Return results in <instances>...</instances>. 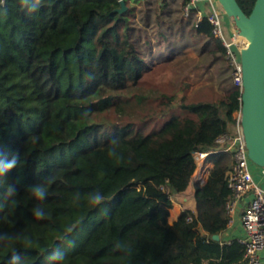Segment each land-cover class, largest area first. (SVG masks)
<instances>
[{"label": "trees", "instance_id": "1", "mask_svg": "<svg viewBox=\"0 0 264 264\" xmlns=\"http://www.w3.org/2000/svg\"><path fill=\"white\" fill-rule=\"evenodd\" d=\"M253 1L237 0L246 13ZM123 2L120 13L119 0H38L35 8V0H0V145L20 157L0 180V232L31 241L0 249V264L13 250L48 264L57 247L66 264H244L238 241L211 239L228 224L230 153L210 156L194 188L196 214L168 222L169 196L190 185L193 154L232 131L240 90L229 75L232 84L210 102L140 91L154 65L187 45L200 44L230 73L225 48L197 10L184 16L188 0ZM44 178L47 216L37 220L41 202L29 187ZM10 184L15 203L5 196ZM96 190L102 205L73 202V192ZM70 228L71 247L62 242Z\"/></svg>", "mask_w": 264, "mask_h": 264}, {"label": "built area", "instance_id": "2", "mask_svg": "<svg viewBox=\"0 0 264 264\" xmlns=\"http://www.w3.org/2000/svg\"><path fill=\"white\" fill-rule=\"evenodd\" d=\"M214 1L217 8L213 7L209 13L205 14L198 7L200 0H188L183 6V14L188 17L193 10H197V22L205 18L210 24L213 37L221 41L225 48V60L229 64L232 83L241 92L240 51L246 42L232 29L221 7L216 0ZM240 117L239 109L233 116L232 131L217 138L214 150L193 154L196 167L190 183L202 185L205 182L211 155L222 152L232 155V166L225 176L226 185L230 191V198L225 205L227 226L238 218L242 233L236 241L243 246L244 264H264V191L255 185L249 168L255 165L248 158ZM261 170L264 172V169ZM172 199L173 196H169V200ZM188 221L191 220L188 219Z\"/></svg>", "mask_w": 264, "mask_h": 264}, {"label": "water", "instance_id": "3", "mask_svg": "<svg viewBox=\"0 0 264 264\" xmlns=\"http://www.w3.org/2000/svg\"><path fill=\"white\" fill-rule=\"evenodd\" d=\"M232 29L245 39L240 51L242 85L240 124L250 162L264 169V0L246 13L237 0H216ZM121 8L126 10L123 0ZM219 242V235L211 237Z\"/></svg>", "mask_w": 264, "mask_h": 264}, {"label": "rangeland", "instance_id": "4", "mask_svg": "<svg viewBox=\"0 0 264 264\" xmlns=\"http://www.w3.org/2000/svg\"><path fill=\"white\" fill-rule=\"evenodd\" d=\"M224 60H213L200 44L187 45L167 62L153 66L145 75L141 93H178L186 104L219 99L232 83ZM210 161V160H209Z\"/></svg>", "mask_w": 264, "mask_h": 264}, {"label": "clouds", "instance_id": "5", "mask_svg": "<svg viewBox=\"0 0 264 264\" xmlns=\"http://www.w3.org/2000/svg\"><path fill=\"white\" fill-rule=\"evenodd\" d=\"M25 4L28 3V0H23ZM38 0H35L33 8H35ZM88 113H84V116L87 117ZM112 143H115L113 141ZM109 155H114V149L109 150ZM118 159H123L120 156ZM20 163V157L18 153H10L4 145H0V180H6L8 173H10L17 165ZM49 178H44L39 183L31 185L29 191L32 196L40 201L41 203L32 209V215L37 220H44L47 216L43 202L47 200L48 190L47 185L50 183ZM72 199L74 203H79L82 200L93 206H100L105 201V195L99 191H91L86 194L81 193L80 191H75L72 194ZM6 198H8L12 203H15V197L18 196V190L15 184H10L7 186ZM105 215H107V210H105ZM73 229H69L68 232L62 237V242L67 246H74V240L71 239ZM24 240L28 243L27 237L23 235L22 231L16 233L0 232V249L9 248L14 244L15 241ZM114 250L123 251L124 247L121 242L117 241L114 244ZM48 264H66V253L60 247L53 249L48 257ZM8 264H28V258L21 254L18 251L13 250L10 258L8 259Z\"/></svg>", "mask_w": 264, "mask_h": 264}, {"label": "crops", "instance_id": "6", "mask_svg": "<svg viewBox=\"0 0 264 264\" xmlns=\"http://www.w3.org/2000/svg\"><path fill=\"white\" fill-rule=\"evenodd\" d=\"M161 1V0H160ZM199 9L205 14L209 13L213 7L217 8L214 0H200ZM211 167L209 163L208 169ZM254 183L257 187L264 191V172L255 167L250 166ZM196 184L190 183L187 190L179 195L173 196L171 200V209L169 210L168 222L172 224L184 211H191L196 214V203L194 200V188ZM242 229L238 218H236L227 228L219 235V242L226 244L232 240H236L241 236Z\"/></svg>", "mask_w": 264, "mask_h": 264}, {"label": "bare ground", "instance_id": "7", "mask_svg": "<svg viewBox=\"0 0 264 264\" xmlns=\"http://www.w3.org/2000/svg\"><path fill=\"white\" fill-rule=\"evenodd\" d=\"M244 41H245V39H244Z\"/></svg>", "mask_w": 264, "mask_h": 264}]
</instances>
